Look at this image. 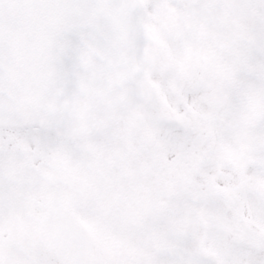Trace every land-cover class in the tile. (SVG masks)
<instances>
[{"label":"snow or ice","instance_id":"snow-or-ice-1","mask_svg":"<svg viewBox=\"0 0 264 264\" xmlns=\"http://www.w3.org/2000/svg\"><path fill=\"white\" fill-rule=\"evenodd\" d=\"M0 264H264V0H0Z\"/></svg>","mask_w":264,"mask_h":264}]
</instances>
